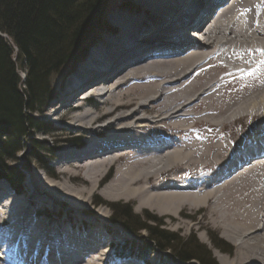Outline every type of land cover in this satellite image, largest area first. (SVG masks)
<instances>
[{"label": "bare ground", "instance_id": "1", "mask_svg": "<svg viewBox=\"0 0 264 264\" xmlns=\"http://www.w3.org/2000/svg\"><path fill=\"white\" fill-rule=\"evenodd\" d=\"M222 1L134 0L131 7L122 3L125 9L111 14L112 36L105 34L91 46L48 115L68 118L69 133L78 129L80 137L90 133L98 137L103 128L115 127L114 132L90 138L76 145L78 149L72 145L61 149L54 165L65 179L43 181L33 172L26 183L31 185L28 199L17 198L23 190L16 193L0 181V264H23L19 251L26 257L33 249L56 264H105L107 242L100 236L104 212L87 216L92 225L100 224L98 231L73 232L74 227L77 231L86 227L84 217L80 223L69 219L57 225L55 234L45 238L42 233L49 234L50 229L40 221L45 212L36 211L29 218L30 206L41 201L46 207L51 201L68 203V214L74 208L88 212L84 194L108 178L111 169L107 175L106 166L125 158L104 181L106 198H134L137 208L170 214L176 230L218 227L237 249L231 261L217 253L222 263L264 264V0L213 7ZM209 17L213 23L201 34L204 24L199 26V21ZM187 26L192 36L185 31ZM100 79L103 82L96 83ZM89 84L88 94L100 97V104L107 107L101 113L82 104L67 105L66 96L79 102L82 97L75 93ZM105 117L106 123L96 125ZM240 120L254 130L247 132L243 125L237 137L257 141L235 152L241 140L227 144L222 128ZM254 155L262 157L253 162L256 166L233 177L227 173ZM77 168L90 182L88 190L75 184ZM186 207L202 212L201 218L190 217L193 223L181 220L180 216L189 218L182 213ZM94 252H99L97 259L88 254ZM129 258L118 264H138ZM23 261L31 264L27 257Z\"/></svg>", "mask_w": 264, "mask_h": 264}, {"label": "trees", "instance_id": "2", "mask_svg": "<svg viewBox=\"0 0 264 264\" xmlns=\"http://www.w3.org/2000/svg\"><path fill=\"white\" fill-rule=\"evenodd\" d=\"M109 1L0 0V181L16 193L22 191L23 174L12 167V160L34 132L49 131L34 115L46 104L50 76L72 60L76 51L85 50L86 33L99 28ZM33 142L41 149L39 142ZM32 156L41 159L37 151ZM105 205L112 211V223L140 239L138 243L114 242V259L134 257L147 262L158 251V264H218L211 251L193 237L180 240L154 217L134 214L127 203ZM211 240L216 248L229 247L216 236Z\"/></svg>", "mask_w": 264, "mask_h": 264}, {"label": "rangeland", "instance_id": "3", "mask_svg": "<svg viewBox=\"0 0 264 264\" xmlns=\"http://www.w3.org/2000/svg\"><path fill=\"white\" fill-rule=\"evenodd\" d=\"M241 1H243V0H241ZM122 3L127 4V6H130V5L132 6V5H134V0H110L107 3L105 13L103 16L104 17L103 22L99 25V28L94 29V30L92 29L91 32L86 33V35H88V36L83 41V44H84L83 46H85V50H80L81 53L76 51V54L77 53L78 54L74 55L73 56L74 58L72 57L73 58L72 60H70L69 62H66L65 64L60 66L59 69L57 70V72L53 73L50 76L49 93H48L49 96L47 98L46 104L44 107L39 106V108H41L40 111L34 115L35 119H39L41 122H44V124H46L49 131L47 133H36V132H34V135L29 137V139L25 140L22 143L21 150L15 155V158L11 162L12 167L17 168L23 174V180L21 182L23 192L21 193V195L17 196V198H19V199L21 197H23V198L27 197L26 199L29 198L28 195L31 192L30 191L31 185H28L26 183L30 181V176L33 172H36L40 177L44 178V179H42L43 181L49 180V179L53 180V181H55L56 179H58V180L65 179L66 176H63V174H61L57 170V168H56L57 166L54 165L55 164L54 162H56L58 153L61 149H64L66 146H71V145L73 148L78 149L79 147L77 148L76 145H80L82 142H86L90 138L91 139H97V138L99 139L100 137H106V136L113 134L115 127L103 128L102 131L98 132V135H99L98 137L94 134H91V133H90L91 135L85 134V135L80 137L79 134L81 133V131H78V129L76 131H74L73 133H69L70 128L68 127V125L70 126L72 123L68 118L65 117L63 120L62 119L59 120V119H57L58 116L48 115V113H49L48 111H49V109H52L53 103L54 102L56 103V101L58 100L56 98V95L59 92H61V89H65V87L68 86L67 85L68 76H70L75 71V69L80 64V62L86 57V55L90 51L91 46L96 45L98 40L102 36H104L105 34L112 36L111 34H109V32L113 30L114 25L112 24V20H111L110 16L113 12H115L117 10V8H122V10L125 9L126 5L121 7ZM241 3H243V2H241ZM126 10H124L125 13L127 12ZM163 10L164 9L158 10L157 13L160 14L163 12ZM224 17L225 16L221 17V19H224ZM141 20H143V19H141ZM148 33L149 32L146 33V36H148ZM20 75H21V79L24 80L25 79L24 72H21ZM93 83H95V82H93ZM147 83H150V81H146V84ZM90 85H92V84H89L87 86H84L83 88H80L75 93V95L76 96L80 95L79 97H82V95L87 94V92L84 94H79V93L84 91V89ZM67 93H69V92L67 91L66 95H67ZM66 97L67 98L65 100L67 102H69L68 99H70L71 96H66ZM129 98L130 97L124 98V100L126 101ZM87 99L88 100L86 101V100H82L80 98L79 102H78V100L76 102L79 104H82L83 108H87V109H90L92 111L95 110L94 111L95 113H101L104 109L107 108L103 104H100V97L98 98L96 96L91 95ZM72 101H75V100H72ZM68 107H71V106L69 105ZM95 107H97V109ZM73 108H75L74 105H73ZM127 110L128 109H124V108L120 109V111H127ZM146 110L147 109H145V111ZM68 113H72V111H69ZM140 113H142V112H139V114ZM142 114L151 115L152 112H146V113H142ZM108 120L109 119L106 117L102 118L101 120H99L96 123V125H103ZM243 125H244V128L247 130V132H251L252 130H254V127L252 125H250V124L246 125L245 120H240L236 123L232 122L231 124H226L225 128H222V131H223L222 135L226 136L225 140L227 141L226 142L227 144L233 145L235 142L241 140V142H242V144L240 145L241 147L238 148L237 150H235V152L242 150V149L246 148L247 146H251L253 143H255L257 141V140L256 141H253V140L249 141L247 136H241V137L238 136L237 137V135H239L240 132H242L244 130V128H242ZM108 130H109V132H108ZM201 130H203V132H205V133L210 131L209 128H207V127H201ZM148 132L149 131H143V133H145V135H147ZM189 133H192V132H189ZM254 136L257 137V135H254ZM69 137H70L71 141L66 142V138L69 139ZM242 137L244 139H242ZM210 140L211 139H208L206 142L208 144H210ZM33 141L39 142V144H40L39 147L42 150L35 147V142H33ZM206 142H204V143H206ZM242 145L243 146L245 145V146L243 147ZM35 151H37L41 155V159H37V158L32 156V154ZM126 160H127V158L121 159V161H119V163L117 162L115 165L110 166V168L106 166L105 172H107V175H108L109 170L110 169L111 170H110V174L108 175V178H105L104 181H106V179H109L114 174L115 170L120 165L125 163ZM74 172H76V173H73V176L76 179L75 184L77 186H79L80 188L85 187V189L88 190V188L90 187V182L84 178V171L77 168L74 170ZM104 181L102 183L98 184L97 188L95 187L94 191L91 192L90 194H88V193L84 194V197H85L86 202H87L86 211H88V212L84 213L81 211V213H80L77 211V209L74 208V210L71 212V214H68L66 212L67 208H65V207L69 206L68 203H64L63 206L60 204H57V203L52 204V202L47 200V198H46V200L50 202L49 204H48V202L45 203V204H48V206L45 207L41 201H36L33 205L30 206V210H31L30 214L31 215H29V218H32V215H33L32 213H34L36 211L41 210V211L45 212V215L40 217V221L47 222L50 229L48 231L49 234H46L45 233L46 231H45L42 233V236L45 238H50L51 235L53 236L55 234V232H54L55 227L57 225L66 224V222L69 219H71L72 222L76 223L78 221L80 223L82 218L87 217L89 214L90 215H93V214H99L100 215V213L104 212L106 215V219H104V221L102 222L103 227H101V228L105 232L104 231L100 232V236L102 238L106 239V242H107L103 248V250L105 249L104 251L107 252L105 255V262L104 263L105 264H112V262H116L114 259L112 260V258L110 256V252H111L110 246L114 242H117V241L122 240V239H127L128 241H132L135 243H138L140 241L139 238H137L132 233L125 230L120 224L112 223L111 218H110L112 216V211L108 206L105 205V203H112V202L127 203L128 205L131 206V209H132L134 214L139 215V216L143 217L144 219H145L146 215H148L149 217H154L155 218L154 220L156 222L160 223L162 228H164V229L168 230L169 232L175 234V236H177L180 240L181 239L186 240L189 237H193L199 244L205 245L211 251L212 257L216 260V262L218 264H224V263H222L219 260V257L216 255L217 253H219V255L226 258L227 261H231L234 259L237 249H236L235 245L230 240L226 239L222 235V231L218 227L208 226L205 229L202 228L199 230L196 228V226L195 227L193 226L192 230H182V231L176 230L175 226L169 222L168 217L170 214H161V213H158L154 210H150L148 208H141V209L137 208L136 205H137L138 201L134 198H129V199H127V198H122V199H108V198H106L104 196V193H103L104 191L102 188L103 185L105 184ZM57 184H61V183L57 182ZM0 185H2V184H0ZM28 188H30V189L28 190ZM11 195H12V193H11ZM15 198H16V196H15ZM39 199L41 200V198H39ZM99 200L103 201V204H96L95 203V201H99ZM183 210L184 211L182 213H184V215L186 217H189V218H185V217L182 218L180 216V219L185 220L188 223L195 222V220L190 219V217H194V219L198 220L202 216V212L195 210V209H191L189 207H186ZM83 220H84L83 221L84 223H87L86 227L81 226L79 228L81 231H77V227H74L73 232H75V233L80 232L81 234L88 235V233L90 231H93L96 229H97L96 231H98V229H100V224H98V223L93 224V225L91 224V222H92L91 218L87 217V218H84ZM142 233L143 234L141 236L144 238L145 232H142ZM213 236H216L217 238H219V239L223 240L225 243H227L229 245L228 249L222 250L220 248L214 247L212 240H211ZM35 251H36L35 249L28 250L27 259H29L31 261V264H47L50 262V261H48V259L47 260L44 259L45 257L41 252H39V254H38ZM88 254L90 257L92 256L91 258L97 259L99 252H98V254H96V252L88 253ZM160 255L161 254L158 251L153 252L152 256L149 258V260L146 264H158V259H159ZM52 259H54V258H52ZM128 260H133L134 262H138V264H144L142 261L135 259V258L134 259L129 258ZM119 261H121V260H119ZM49 264H56V262H55V260H52V262H50ZM116 264H118V262H116ZM240 264H248V263L243 262Z\"/></svg>", "mask_w": 264, "mask_h": 264}]
</instances>
